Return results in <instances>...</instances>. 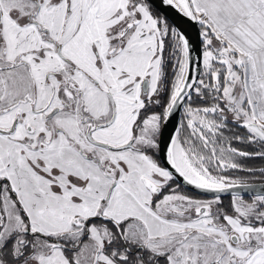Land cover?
<instances>
[{
	"label": "snow or ice",
	"instance_id": "snow-or-ice-1",
	"mask_svg": "<svg viewBox=\"0 0 264 264\" xmlns=\"http://www.w3.org/2000/svg\"><path fill=\"white\" fill-rule=\"evenodd\" d=\"M0 264H264V0H0Z\"/></svg>",
	"mask_w": 264,
	"mask_h": 264
},
{
	"label": "water",
	"instance_id": "water-1",
	"mask_svg": "<svg viewBox=\"0 0 264 264\" xmlns=\"http://www.w3.org/2000/svg\"><path fill=\"white\" fill-rule=\"evenodd\" d=\"M168 16L170 18V22H172L175 26L184 30L191 37L193 41L196 40L197 30L194 25H191L190 22H187L185 19H183L173 11H169Z\"/></svg>",
	"mask_w": 264,
	"mask_h": 264
},
{
	"label": "trees",
	"instance_id": "trees-1",
	"mask_svg": "<svg viewBox=\"0 0 264 264\" xmlns=\"http://www.w3.org/2000/svg\"><path fill=\"white\" fill-rule=\"evenodd\" d=\"M257 166H259V165H257Z\"/></svg>",
	"mask_w": 264,
	"mask_h": 264
}]
</instances>
